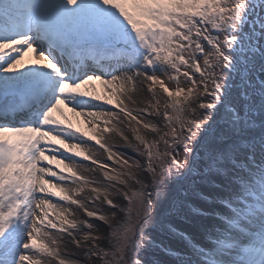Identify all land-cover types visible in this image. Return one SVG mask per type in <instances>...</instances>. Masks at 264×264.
Masks as SVG:
<instances>
[{"label":"snow or ice","instance_id":"1","mask_svg":"<svg viewBox=\"0 0 264 264\" xmlns=\"http://www.w3.org/2000/svg\"><path fill=\"white\" fill-rule=\"evenodd\" d=\"M0 264H264V0H0Z\"/></svg>","mask_w":264,"mask_h":264},{"label":"bare ground","instance_id":"2","mask_svg":"<svg viewBox=\"0 0 264 264\" xmlns=\"http://www.w3.org/2000/svg\"><path fill=\"white\" fill-rule=\"evenodd\" d=\"M30 58V54H29V57H27V59ZM71 115V114H69ZM76 118H73V122H75ZM109 143H112V144H115L117 147H120L122 145V141L120 140V138L118 136H116L115 134L112 135V137L109 139ZM90 147H92V150L96 153L97 156H100V152L98 151V146H94V145H89ZM85 164H88V162H83ZM88 175H94V176H98L99 173L96 172V173H91V174H88ZM73 251V249H68V252L71 253Z\"/></svg>","mask_w":264,"mask_h":264},{"label":"rangeland","instance_id":"3","mask_svg":"<svg viewBox=\"0 0 264 264\" xmlns=\"http://www.w3.org/2000/svg\"><path fill=\"white\" fill-rule=\"evenodd\" d=\"M76 121V120H75ZM98 151L100 152V156H98L100 159H102V160H105L106 161V159H107V157H106V153H104L103 152V150L102 149H99L98 148ZM92 167H95V166H92ZM55 202V201H54Z\"/></svg>","mask_w":264,"mask_h":264}]
</instances>
